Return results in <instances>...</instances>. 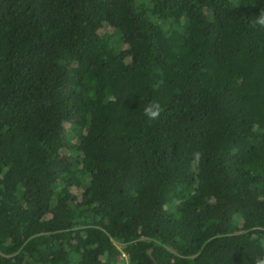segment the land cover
Here are the masks:
<instances>
[{
	"label": "trees",
	"instance_id": "obj_1",
	"mask_svg": "<svg viewBox=\"0 0 264 264\" xmlns=\"http://www.w3.org/2000/svg\"><path fill=\"white\" fill-rule=\"evenodd\" d=\"M262 13L0 0V264L264 258Z\"/></svg>",
	"mask_w": 264,
	"mask_h": 264
},
{
	"label": "clouds",
	"instance_id": "obj_2",
	"mask_svg": "<svg viewBox=\"0 0 264 264\" xmlns=\"http://www.w3.org/2000/svg\"><path fill=\"white\" fill-rule=\"evenodd\" d=\"M255 22L261 26H264V13L260 14L257 17ZM143 111L149 120H154L159 116L161 108H160V105L158 102H152V103L148 104L147 106H145ZM121 255L126 258V255L124 252H121L118 257H120ZM256 264H264V258L258 259L256 261Z\"/></svg>",
	"mask_w": 264,
	"mask_h": 264
},
{
	"label": "rangeland",
	"instance_id": "obj_3",
	"mask_svg": "<svg viewBox=\"0 0 264 264\" xmlns=\"http://www.w3.org/2000/svg\"><path fill=\"white\" fill-rule=\"evenodd\" d=\"M103 29L105 30H109L110 28L108 26L104 27ZM76 192V191H75ZM76 194L78 195L79 192H76ZM79 197V196H78ZM116 245L120 248V244L119 243H116ZM117 260H119V264H127V261L125 259L124 256H120V257H117Z\"/></svg>",
	"mask_w": 264,
	"mask_h": 264
},
{
	"label": "water",
	"instance_id": "obj_4",
	"mask_svg": "<svg viewBox=\"0 0 264 264\" xmlns=\"http://www.w3.org/2000/svg\"><path fill=\"white\" fill-rule=\"evenodd\" d=\"M147 253H148L149 257L153 259L151 248H149V249L147 250ZM153 264H156V261H154Z\"/></svg>",
	"mask_w": 264,
	"mask_h": 264
}]
</instances>
